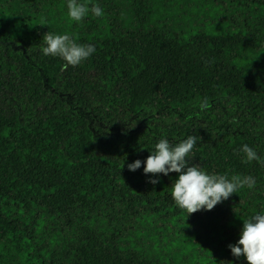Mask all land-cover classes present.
<instances>
[{
    "label": "trees",
    "instance_id": "trees-1",
    "mask_svg": "<svg viewBox=\"0 0 264 264\" xmlns=\"http://www.w3.org/2000/svg\"><path fill=\"white\" fill-rule=\"evenodd\" d=\"M78 3L103 15L76 22L68 0H0V54L20 86V107L0 109V264H248L229 245L243 220L264 214V163H245L241 151L260 149L252 134L221 153L199 146L207 173L256 184L191 215L171 195L179 173H144L169 137L119 131L124 143L111 154L99 152L96 137L149 106L197 105L211 120L225 100L264 119V0ZM48 31L95 52L65 68L42 53ZM195 131L197 140L205 133ZM136 160L141 167L130 171Z\"/></svg>",
    "mask_w": 264,
    "mask_h": 264
},
{
    "label": "clouds",
    "instance_id": "clouds-1",
    "mask_svg": "<svg viewBox=\"0 0 264 264\" xmlns=\"http://www.w3.org/2000/svg\"><path fill=\"white\" fill-rule=\"evenodd\" d=\"M68 16L72 21L80 22L91 12L96 17L103 15V10L94 5L89 9L78 0H68ZM46 46L42 48L45 56H58L66 61L64 67H76L87 60L94 52L95 46L78 44L69 34H53L47 32L43 36ZM201 110L208 107L207 101L200 102ZM197 143V138L188 136L187 139L170 144L168 139H161L155 150L146 160L145 174L179 173L172 186L171 195L176 205L186 210L189 215L199 210H212L218 203L227 200L239 189L253 188L256 184L252 176L209 174L199 165L191 160L192 150ZM241 151L245 154V163L261 161L257 152L247 144L243 145ZM142 162L136 160L128 165L130 171L135 172L141 167ZM157 184V179L149 181ZM243 229L237 244L229 245L233 255L237 258L246 257L248 264H264V214H256L252 218L243 220Z\"/></svg>",
    "mask_w": 264,
    "mask_h": 264
},
{
    "label": "rangeland",
    "instance_id": "rangeland-1",
    "mask_svg": "<svg viewBox=\"0 0 264 264\" xmlns=\"http://www.w3.org/2000/svg\"><path fill=\"white\" fill-rule=\"evenodd\" d=\"M9 61L10 57L7 54H0V109H18L20 107L16 92L20 87L18 80H15L12 71L5 67ZM13 64L15 67L18 66L17 62ZM215 105L217 108L213 115L216 118L211 120L204 117L197 105L184 111H161L159 108L149 106L142 113L129 118L120 126L119 130L103 128L104 132L96 137L98 150L104 154L117 152V148L124 143L123 140H118L119 131L122 134L130 132L137 136H142L147 131L152 137L163 134L165 137H169L170 144L174 145L187 139L188 136L196 137L194 132H196L195 126L198 125L199 130H203L205 133L197 131L200 133V139L197 140L192 150L191 160L193 163L207 166L209 157L203 154L199 148L200 145H204L210 154L212 152L221 153L224 150L222 147H231L233 137L241 139L242 133L245 132L252 134V137L261 143L260 149L257 148L255 151L261 161H264V119L254 120L250 115H243L242 107L234 102L223 100ZM187 127H189V134L185 137L184 132L187 131ZM209 131L212 133L211 136L207 133ZM119 153L123 155L121 152Z\"/></svg>",
    "mask_w": 264,
    "mask_h": 264
}]
</instances>
